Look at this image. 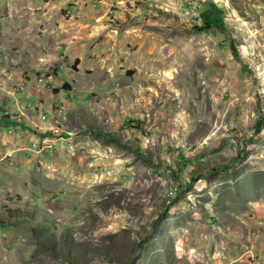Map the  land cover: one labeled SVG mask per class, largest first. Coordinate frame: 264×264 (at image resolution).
<instances>
[{"label":"rangeland","instance_id":"rangeland-1","mask_svg":"<svg viewBox=\"0 0 264 264\" xmlns=\"http://www.w3.org/2000/svg\"><path fill=\"white\" fill-rule=\"evenodd\" d=\"M2 115L0 264H264V0H0Z\"/></svg>","mask_w":264,"mask_h":264},{"label":"trees","instance_id":"trees-1","mask_svg":"<svg viewBox=\"0 0 264 264\" xmlns=\"http://www.w3.org/2000/svg\"><path fill=\"white\" fill-rule=\"evenodd\" d=\"M200 14H201V19H202L201 28L203 30H207L211 26H216L220 29L224 28V11L216 3L210 2L206 7H204V9H202ZM230 45H231L233 54L237 58H239V54H238V51L234 44L233 39H231ZM0 120H2V118ZM128 122L131 123L130 120ZM108 136L113 137L112 135H108Z\"/></svg>","mask_w":264,"mask_h":264},{"label":"crops","instance_id":"crops-1","mask_svg":"<svg viewBox=\"0 0 264 264\" xmlns=\"http://www.w3.org/2000/svg\"><path fill=\"white\" fill-rule=\"evenodd\" d=\"M1 118H2V120H0V121H4L5 120V121H8L9 124L14 122L9 115H2V116H0V119ZM1 220H3V217H2V219L0 218V241H1L0 242V250L3 249V246L6 245V242H8L7 245H10L9 243H12L14 245L16 244L17 236H16L15 232L18 230L16 223L14 224V223H11L9 221L3 222ZM18 222H20V221H18ZM2 242H4V243H2ZM6 248H7V246H5V249ZM5 252L9 256V257H6V259L11 258L13 256V254H11V252L9 251V249H6L2 253H5ZM0 255H1V253H0ZM3 260H5V259H3L2 257H0V262H2Z\"/></svg>","mask_w":264,"mask_h":264},{"label":"built area","instance_id":"built-area-1","mask_svg":"<svg viewBox=\"0 0 264 264\" xmlns=\"http://www.w3.org/2000/svg\"><path fill=\"white\" fill-rule=\"evenodd\" d=\"M54 131L56 132L57 131V128H55Z\"/></svg>","mask_w":264,"mask_h":264}]
</instances>
